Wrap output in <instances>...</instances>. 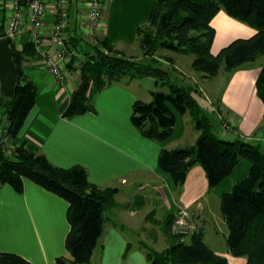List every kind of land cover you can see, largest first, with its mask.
<instances>
[{
    "label": "trees",
    "instance_id": "1",
    "mask_svg": "<svg viewBox=\"0 0 264 264\" xmlns=\"http://www.w3.org/2000/svg\"><path fill=\"white\" fill-rule=\"evenodd\" d=\"M220 10L250 26L255 33L248 38H236L213 54L215 30L210 22ZM69 33L68 46L83 59L78 67L68 65L70 72L78 70V84L62 116L71 118L93 112L95 109L88 98L90 88L99 91L122 78L153 79L155 89L150 92V101L135 100L132 104V125L143 136L163 142L174 129L175 115L171 108L181 115L188 114L198 132L193 144L161 149L157 160L159 169L169 173L177 187L182 186L194 165L202 167L208 189H212L240 160L250 162L247 176L221 196L219 210L226 225L228 252L244 257L245 264H264V149L261 146L264 141L220 137L213 129L211 118L214 112L222 115L220 99L213 102L212 112L206 111L194 97L199 89L177 79L171 70L161 66L156 56L162 49L190 54L192 67L204 77L216 75L223 67L227 82L235 71L246 69L264 57V0H154L147 22L136 29L134 42L142 52L141 60L126 57L99 31L83 35L74 26ZM10 54L16 71L14 95L6 97L0 92V129H5L3 136L8 140L17 135L34 105L37 89L24 73V62L38 57L31 41L21 47L10 41ZM255 87L264 104V61ZM259 132L264 138V113L255 134ZM25 178L68 203L65 249L69 258L58 257L57 264H89L108 219L106 211L115 204L118 189L92 184L81 165L59 167L41 152L29 151L23 145L7 147L0 142V184L7 183L16 192H22ZM172 218V215L167 217L164 233L168 245L164 249L142 246L147 264H228L224 256L203 241L197 228L188 236V241L173 235ZM0 264L31 263L19 255L0 252Z\"/></svg>",
    "mask_w": 264,
    "mask_h": 264
},
{
    "label": "crops",
    "instance_id": "2",
    "mask_svg": "<svg viewBox=\"0 0 264 264\" xmlns=\"http://www.w3.org/2000/svg\"><path fill=\"white\" fill-rule=\"evenodd\" d=\"M153 1L110 0L104 7V27L99 32L116 49L122 44L132 45L137 27L149 18ZM1 2L0 23L4 18ZM67 12V34L74 26L81 31L84 0L69 1ZM53 20L48 11L45 24L50 25ZM210 24L215 30L213 54L232 40L255 33L253 28L223 10L217 12ZM28 41L29 36L22 34L13 43L21 47ZM259 70L260 66L252 63L246 69L235 71L225 83L218 98L226 120V124L221 123L220 137L240 136L254 142L263 141L260 132L255 134L264 113V104L255 87ZM24 73L36 86L37 94L22 127L8 144L41 152L59 167L81 165L92 184L118 189L115 204L106 211L108 219L91 255L99 250L97 264H147L142 247L146 244L144 239H149L151 244L164 239L167 217H173L178 206L191 210L203 241L215 253L224 256L228 264H245L244 257L233 256L227 250L226 225L219 204L221 196L247 176L248 160H240L212 189H208L202 167L194 165L182 186L177 187L171 175L159 169V152L193 144L198 132L189 125L185 114L180 115L173 108L174 129L163 142L143 136L132 125V104L135 100L150 101V92L155 89L153 79L122 78L99 91L90 88L88 98L95 110L65 118L62 112L78 84V73L71 72L61 86L45 69L39 56L24 62ZM210 108L213 110V106ZM67 207L65 199L26 178L22 192H16L7 183L0 184V252L19 255L31 264H57L58 257L68 255L65 249L69 231ZM130 232L136 235L134 244L130 242Z\"/></svg>",
    "mask_w": 264,
    "mask_h": 264
},
{
    "label": "built area",
    "instance_id": "3",
    "mask_svg": "<svg viewBox=\"0 0 264 264\" xmlns=\"http://www.w3.org/2000/svg\"><path fill=\"white\" fill-rule=\"evenodd\" d=\"M4 9L2 37L14 41L18 36H29L43 66L63 86L71 74L68 65L79 66L83 57L67 44V7L73 0H1ZM104 4L101 0H84L85 13L80 19L83 35H91L104 27ZM51 12L54 20L45 24V15ZM75 72H78L76 70ZM5 129H0V142L9 147ZM264 139V138H263ZM9 150V149H8ZM7 150V151H8ZM195 225L186 208H178L170 224L173 235L193 233Z\"/></svg>",
    "mask_w": 264,
    "mask_h": 264
},
{
    "label": "rangeland",
    "instance_id": "4",
    "mask_svg": "<svg viewBox=\"0 0 264 264\" xmlns=\"http://www.w3.org/2000/svg\"><path fill=\"white\" fill-rule=\"evenodd\" d=\"M101 1L103 2L104 6H107L109 4L110 0H101ZM99 34H100V32H99ZM117 47L119 48L118 50H121L123 52V54L128 58L137 59V60L142 59V52H141L137 42H134L132 45L122 44V45H119ZM217 53H215V54H217ZM156 56L160 60L161 66L166 68V69L171 70L173 75L177 79H180L184 83H188V84H191L193 86H196L199 89V94H194V97L196 98L197 102L200 104L201 107L206 109V111H208L209 113H210V111L212 112V109L210 107L213 106L212 105L213 102L218 100L220 93H221L222 89L224 88V85H225L226 79H227V73L225 72L223 67H220V69L218 70V73L216 75L210 76V77H205V79H204V76L202 75V73L200 71H197L196 69H194L192 67L193 56L190 54H187V55L186 54H180V53H177L174 51L162 49V50H158L156 52ZM263 61H264V57H261L259 60H257L254 63L261 66ZM213 110H214V106H213ZM185 115L188 117V119H189L188 123L191 126L192 122L190 121V117L188 116V114H185ZM220 115L221 114H218L216 112L212 113V115H211L212 122L214 124L213 129L217 134H219V132L221 131V128H222L221 123L226 124L225 116H223V115L220 116ZM261 146L264 149V143H262ZM178 208H186L189 211V213L192 217V220L194 222V225H195V230H196L197 223L193 217L191 210L188 209V207H186V206H178L176 208V210ZM176 210L174 211L173 216H174ZM190 234H192V233H190ZM188 236H189V234L181 236V237L183 239L185 238L186 241H188L189 240ZM129 238H130V242H132L134 244L135 239H136V235L134 233L130 232ZM144 241L146 242V244H145L146 246L153 248V249H156V250H162L163 248H165L168 245V237H166V235H165L164 239L163 238L158 239L155 242V244L149 243V241H150L149 239H144ZM98 253H99V250H95L93 256L90 259L89 264H97ZM66 258H69V256L67 255ZM65 264H69V263L65 262Z\"/></svg>",
    "mask_w": 264,
    "mask_h": 264
},
{
    "label": "water",
    "instance_id": "5",
    "mask_svg": "<svg viewBox=\"0 0 264 264\" xmlns=\"http://www.w3.org/2000/svg\"><path fill=\"white\" fill-rule=\"evenodd\" d=\"M16 71L10 54V39L0 36V92L13 97Z\"/></svg>",
    "mask_w": 264,
    "mask_h": 264
}]
</instances>
